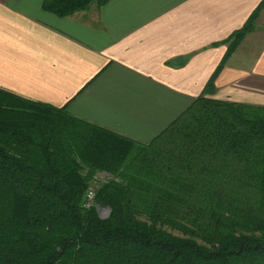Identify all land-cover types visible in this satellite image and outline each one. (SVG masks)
I'll use <instances>...</instances> for the list:
<instances>
[{
    "label": "trees",
    "instance_id": "1",
    "mask_svg": "<svg viewBox=\"0 0 264 264\" xmlns=\"http://www.w3.org/2000/svg\"><path fill=\"white\" fill-rule=\"evenodd\" d=\"M214 78L147 144L0 89V264H264V107L207 98ZM97 172L105 219L84 207Z\"/></svg>",
    "mask_w": 264,
    "mask_h": 264
},
{
    "label": "crops",
    "instance_id": "2",
    "mask_svg": "<svg viewBox=\"0 0 264 264\" xmlns=\"http://www.w3.org/2000/svg\"><path fill=\"white\" fill-rule=\"evenodd\" d=\"M214 75L207 98L264 107V0H108L64 17L43 0H0V89L136 142L163 132Z\"/></svg>",
    "mask_w": 264,
    "mask_h": 264
},
{
    "label": "rangeland",
    "instance_id": "3",
    "mask_svg": "<svg viewBox=\"0 0 264 264\" xmlns=\"http://www.w3.org/2000/svg\"><path fill=\"white\" fill-rule=\"evenodd\" d=\"M109 178H111V177L109 176ZM106 179H108V177H107V175L105 173L97 172L93 176V178H92V180L90 182V185L88 187L89 188L88 190H92V192H93V195H94L93 200L91 202H88L89 203L88 204L86 195H85V198H84V207L85 208L95 207L97 209L98 215L101 218H103V219H105V218H107L109 216L111 210L108 207H103V206H99V205L95 204V196H96V193H97L98 189L101 187V185L107 181ZM209 187H210V185H208V188ZM253 201H254V203L252 205H253L254 209H257L259 211L264 209V205L263 204L255 203V197L253 198ZM163 228H164V230H166L167 232L172 233L173 235H180V233L177 230H175V229H171L170 227H167V226H165Z\"/></svg>",
    "mask_w": 264,
    "mask_h": 264
},
{
    "label": "built area",
    "instance_id": "4",
    "mask_svg": "<svg viewBox=\"0 0 264 264\" xmlns=\"http://www.w3.org/2000/svg\"><path fill=\"white\" fill-rule=\"evenodd\" d=\"M93 197H94V195H93L92 190H88L87 193H86L87 203L91 202L93 200Z\"/></svg>",
    "mask_w": 264,
    "mask_h": 264
}]
</instances>
